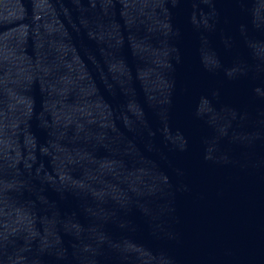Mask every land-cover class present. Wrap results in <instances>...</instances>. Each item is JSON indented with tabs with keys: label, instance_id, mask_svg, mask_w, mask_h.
<instances>
[{
	"label": "water",
	"instance_id": "water-1",
	"mask_svg": "<svg viewBox=\"0 0 264 264\" xmlns=\"http://www.w3.org/2000/svg\"><path fill=\"white\" fill-rule=\"evenodd\" d=\"M0 264H264V0H0Z\"/></svg>",
	"mask_w": 264,
	"mask_h": 264
}]
</instances>
